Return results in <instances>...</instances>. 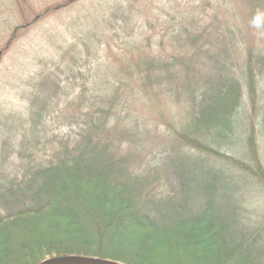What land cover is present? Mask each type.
I'll return each instance as SVG.
<instances>
[{"label": "trees", "instance_id": "16d2710c", "mask_svg": "<svg viewBox=\"0 0 264 264\" xmlns=\"http://www.w3.org/2000/svg\"><path fill=\"white\" fill-rule=\"evenodd\" d=\"M5 1L0 67L83 0ZM103 1L1 96L0 264H264V0Z\"/></svg>", "mask_w": 264, "mask_h": 264}, {"label": "rangeland", "instance_id": "374dc122", "mask_svg": "<svg viewBox=\"0 0 264 264\" xmlns=\"http://www.w3.org/2000/svg\"><path fill=\"white\" fill-rule=\"evenodd\" d=\"M60 1L63 0H28V4H34L36 8L43 9ZM6 6V1L0 0V7L5 8ZM104 6L105 2L103 0H83L72 12L50 17L42 26L39 25L37 32L30 35L32 37L27 42L17 45L15 49L13 48V54L6 57L0 67V86L4 85L0 88V105L4 104L1 96L7 92L6 89L14 85L21 75L27 73L34 63L32 59L35 56H45L48 54L47 52L52 51V45L55 43L56 46L60 44L66 38L68 32L65 30L66 28L77 30L81 24L86 27L97 23L101 18L99 9ZM22 7L24 8V6ZM12 10V14L16 15L20 22L19 6H13ZM73 15L75 16L72 17ZM17 18L14 20H17ZM6 20V17L4 19L0 18V32L3 28L10 27L9 24H5L4 21ZM16 100L18 101V99ZM247 196L249 209L253 210L257 216L264 217V188L251 187ZM50 259V257H47L46 260Z\"/></svg>", "mask_w": 264, "mask_h": 264}, {"label": "water", "instance_id": "95a60500", "mask_svg": "<svg viewBox=\"0 0 264 264\" xmlns=\"http://www.w3.org/2000/svg\"><path fill=\"white\" fill-rule=\"evenodd\" d=\"M41 264H124L117 261L91 258V257H82V256H67L52 258L50 260H45Z\"/></svg>", "mask_w": 264, "mask_h": 264}]
</instances>
